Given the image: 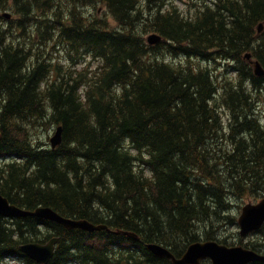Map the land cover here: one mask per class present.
<instances>
[{
	"label": "trees",
	"instance_id": "obj_1",
	"mask_svg": "<svg viewBox=\"0 0 264 264\" xmlns=\"http://www.w3.org/2000/svg\"><path fill=\"white\" fill-rule=\"evenodd\" d=\"M260 24L264 0H0V194L107 226L1 218L0 264H38L20 246L55 237L49 264H172L147 245L226 243L233 202L264 198V77L245 59L264 68ZM45 123L63 127L54 150L33 138Z\"/></svg>",
	"mask_w": 264,
	"mask_h": 264
},
{
	"label": "water",
	"instance_id": "obj_2",
	"mask_svg": "<svg viewBox=\"0 0 264 264\" xmlns=\"http://www.w3.org/2000/svg\"><path fill=\"white\" fill-rule=\"evenodd\" d=\"M7 19L11 18V14H3ZM264 25L260 24L258 32L261 34ZM149 45H157L162 38L156 34L148 37ZM245 59L254 69V74L258 78L264 77V68L262 64L253 59L252 54L248 53ZM63 143V127L59 126L54 137L51 139L52 149H56ZM25 218L36 217L61 224L68 229H81L86 232L101 231L107 229V226H96L88 221L67 219L52 210L51 208L39 207L34 211L20 208L0 194V218ZM240 228V236L247 237L249 234L259 231L264 227V198L257 203H248L243 206L241 215L238 218ZM125 235L138 240V236L133 233H125ZM60 238L56 237L46 244L25 243L20 246V251L32 261L38 264H49L54 257L56 246ZM147 248L150 252L159 258L170 260L172 264H201L204 261H210L211 264H264V254L255 250L245 248L243 246H227L217 241L195 242L188 246L186 252L177 258L168 248L160 244H149Z\"/></svg>",
	"mask_w": 264,
	"mask_h": 264
},
{
	"label": "rangeland",
	"instance_id": "obj_3",
	"mask_svg": "<svg viewBox=\"0 0 264 264\" xmlns=\"http://www.w3.org/2000/svg\"><path fill=\"white\" fill-rule=\"evenodd\" d=\"M185 1H188V0H185ZM7 13L11 14L9 11H7ZM99 15L106 17L103 8L100 9ZM112 24L114 25L113 21H112ZM57 58L58 60L64 63H67L65 59V55L59 54ZM262 94L263 96H262V99H260L261 102L258 107L259 108L258 112H259L260 118L264 120V90ZM223 117H224L225 123L228 124L229 113L223 111ZM57 128H58V125L53 126L52 123H45L42 126L32 130L33 138H35L38 144H41L44 147L49 148L51 147V139L54 137ZM261 199L257 201L255 199H246L245 201L235 200L233 202L234 208L231 210L230 214L235 218L236 223L233 225H229V224L225 225L223 228L219 230V232L217 233V236L219 235V239L221 241L226 242V243L221 242V244H225L227 246H243L247 248V244L250 242H256V241H258L259 243L264 242L263 234H253L252 233L248 237L242 238L240 236V228L238 225V218L241 215L243 206L247 203H257ZM3 264H19V262L18 260L11 259Z\"/></svg>",
	"mask_w": 264,
	"mask_h": 264
},
{
	"label": "bare ground",
	"instance_id": "obj_4",
	"mask_svg": "<svg viewBox=\"0 0 264 264\" xmlns=\"http://www.w3.org/2000/svg\"><path fill=\"white\" fill-rule=\"evenodd\" d=\"M5 13H7V12H5ZM5 13H3V14H5ZM154 34H156V35H158V36H160L159 34H157V33H154ZM161 38H162V41H163V37L162 36H160ZM161 41V42H162ZM160 42V43H161ZM160 43H158V44H160ZM154 46V45H153ZM47 208V207H46ZM53 210V209H52ZM34 211V210H33ZM64 218H66V217H64ZM67 219H69V218H67ZM72 220H74V219H72ZM81 221H85V220H81ZM90 223V222H89ZM59 225H61V224H59ZM95 225V224H94ZM63 226V225H62ZM100 226H102V225H100ZM104 226H106V225H104ZM103 230V229H102ZM56 238V237H55ZM58 238H60V237H58Z\"/></svg>",
	"mask_w": 264,
	"mask_h": 264
}]
</instances>
